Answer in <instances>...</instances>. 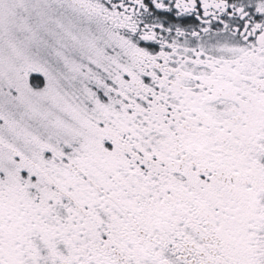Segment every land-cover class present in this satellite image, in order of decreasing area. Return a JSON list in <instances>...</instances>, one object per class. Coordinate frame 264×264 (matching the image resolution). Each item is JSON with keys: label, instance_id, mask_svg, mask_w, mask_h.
I'll return each mask as SVG.
<instances>
[{"label": "flooded vegetation", "instance_id": "flooded-vegetation-1", "mask_svg": "<svg viewBox=\"0 0 264 264\" xmlns=\"http://www.w3.org/2000/svg\"><path fill=\"white\" fill-rule=\"evenodd\" d=\"M79 2L116 25V33L142 41L143 83H159L146 114L170 116L180 127L164 134L150 123L169 139L156 145L163 155L152 158L181 167L183 176L174 173L175 187L166 180L177 192L167 200L146 187L150 179L121 175L126 186L115 185L124 191L118 196L104 172L115 193L87 196L89 209L69 212L79 226L76 219L62 226L64 237L50 244L65 247L61 264H257L264 248V0ZM210 37L223 38V48L206 52ZM145 129L139 134L153 144ZM136 184L152 197L140 195ZM161 200L185 208V230L168 226L167 215L179 206L165 211ZM4 242L0 232L1 250L25 247L21 237ZM22 259L32 260L29 253ZM0 264L7 263L0 257Z\"/></svg>", "mask_w": 264, "mask_h": 264}, {"label": "rangeland", "instance_id": "rangeland-1", "mask_svg": "<svg viewBox=\"0 0 264 264\" xmlns=\"http://www.w3.org/2000/svg\"><path fill=\"white\" fill-rule=\"evenodd\" d=\"M78 4L0 0V232L5 246L19 237L25 243L16 252L0 249L7 264H24V253L30 264H61L65 247L50 244L64 237L62 226L74 219L79 226L77 214L82 207L89 209L87 196L115 193L109 191L106 175L114 186L124 187L119 175L150 179L146 187L167 200L177 193L167 181L175 187L174 173L183 176L181 167L152 158L163 155V146L156 145L169 141L153 128L165 134L180 127L170 116L146 114L159 83H143L145 56L137 47L142 41L116 33V25ZM203 44L208 52L225 43L210 37ZM33 74L44 78L32 83ZM141 126L153 144H145ZM137 186L140 195L152 197L143 195L146 187ZM160 202L165 211L179 206ZM160 202L158 211L164 213ZM71 211L77 213L72 219ZM167 216L168 226L186 229L184 207ZM256 256V263L264 264V248Z\"/></svg>", "mask_w": 264, "mask_h": 264}, {"label": "trees", "instance_id": "trees-1", "mask_svg": "<svg viewBox=\"0 0 264 264\" xmlns=\"http://www.w3.org/2000/svg\"><path fill=\"white\" fill-rule=\"evenodd\" d=\"M71 1V0H70ZM76 2H77V0H75ZM72 2L75 4V5H79L78 4V2L76 3V2H74L73 0H72ZM44 77H42L40 74H33V76H32V83H34V82H41L42 81V79H43Z\"/></svg>", "mask_w": 264, "mask_h": 264}]
</instances>
